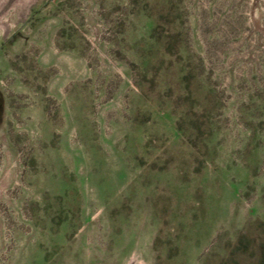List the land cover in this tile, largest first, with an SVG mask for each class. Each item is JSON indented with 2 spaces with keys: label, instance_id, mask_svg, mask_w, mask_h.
Segmentation results:
<instances>
[{
  "label": "rangeland",
  "instance_id": "1",
  "mask_svg": "<svg viewBox=\"0 0 264 264\" xmlns=\"http://www.w3.org/2000/svg\"><path fill=\"white\" fill-rule=\"evenodd\" d=\"M0 264H264V0H0Z\"/></svg>",
  "mask_w": 264,
  "mask_h": 264
}]
</instances>
